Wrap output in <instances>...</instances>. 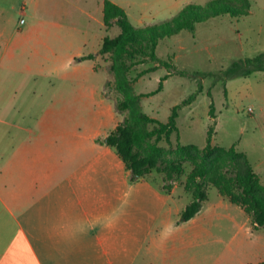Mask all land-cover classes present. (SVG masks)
I'll return each instance as SVG.
<instances>
[{
	"label": "crops",
	"instance_id": "obj_1",
	"mask_svg": "<svg viewBox=\"0 0 264 264\" xmlns=\"http://www.w3.org/2000/svg\"><path fill=\"white\" fill-rule=\"evenodd\" d=\"M83 2L74 4V13L61 7V18L70 15L79 23H96L103 30L96 38L98 46L107 30L105 0H98L93 11L83 7ZM24 4L31 13L24 18V25L32 20L36 28L41 22L39 14ZM48 25L58 27L54 22ZM64 26L61 24V32L66 33L68 41L61 37V49L65 54H54L56 58L48 62L55 67L63 63L67 70L78 59L82 64L84 57L97 55L99 50L86 53L78 39L81 30ZM14 35L20 36L21 42L17 38L15 43L10 42L11 50L24 47L32 33L20 27ZM43 47L52 51L49 43H43ZM96 59L89 60L93 62V72L100 71ZM41 64L13 57L0 59V264L264 261L261 230L255 229L242 207L221 195L212 205H204L208 200L204 202L201 211L188 221L180 220L184 206L180 208L178 204L174 211H166L167 202L178 200V187L170 194L164 191L163 204L156 191L146 192L147 203H140L138 198L124 203L130 193L115 189L112 181L128 180L130 172L113 148L99 143L100 137H106L119 125L115 124L110 100L102 107L103 121L94 126L87 148L83 147L90 156L82 159V143L75 140L68 142V152H64L61 80L73 83L76 78L35 75V65ZM257 174L264 185V178ZM141 181L149 184L145 179ZM140 193L138 190V197ZM157 200L160 203L156 204ZM225 232L232 235L228 241Z\"/></svg>",
	"mask_w": 264,
	"mask_h": 264
},
{
	"label": "rangeland",
	"instance_id": "obj_2",
	"mask_svg": "<svg viewBox=\"0 0 264 264\" xmlns=\"http://www.w3.org/2000/svg\"><path fill=\"white\" fill-rule=\"evenodd\" d=\"M77 1L0 0V59L13 57L24 61H40L42 62L40 66L35 65V75L51 77L61 75V77L76 78L73 83L61 80V146L65 147L64 152H68L70 140L80 141L82 143V159H84L85 156H90V151L85 154L83 147L86 145L87 148V140L94 133V126L100 125L103 121V105L106 102L110 104V100L115 114V124H119L128 116V113H119L115 107L116 101L130 95L155 91L161 79L169 71L160 67L156 71L138 78L142 71L157 65L151 62L140 64L125 74L131 81L129 90L115 91L107 87L108 81L115 83L118 79L115 74L110 72L112 60L109 56H98L99 52L97 53L96 60L100 68V71L97 72H93V62L89 59H84L82 64L78 63V59L75 61V66L67 70L63 68V63H61V67H55L48 62L55 59V55L62 57L65 54V51L61 49V37L66 41L68 38L65 32H61V24L67 28L72 26L81 30L78 39L81 40L82 46L85 45L86 53L100 51L102 47V43L97 46L96 38L103 30L99 29L96 23L93 22L90 25L86 20L79 23L77 19L73 20L70 15H63L61 18V7H66L68 11L74 13L73 6L77 5ZM82 1H84L82 6L89 10L93 11L97 8L98 0ZM87 1L88 4H86ZM110 1L125 9L136 28H144L165 23L175 17L188 4L206 5L213 0ZM233 1L240 2V0ZM247 1L250 5V15L247 17H218L198 24L193 32L182 31L178 35L162 41L157 48V54L163 60H171L176 70L165 81L162 92L152 97L140 98L137 107L151 118L166 123L172 108L195 94L202 82V93H199L189 105L182 107L179 112V132L171 136L172 143L168 144L163 140L159 146L163 148L166 155H173L179 143L183 146L194 145L204 148L208 131L212 127L214 146L230 149L236 145L237 151L244 154L251 166L264 178V73H255L248 78L229 80L226 86L223 83L213 84L214 78L212 77L195 76L196 73L220 74L228 69L235 60L253 58L264 52V0ZM24 3H27L30 9L39 14L41 22L36 28L33 27L32 20L30 22L28 20L27 25L20 23L22 19L31 16ZM26 13L28 16L25 15ZM51 22L57 23L58 27L48 25ZM20 27L27 31L30 29L32 35L26 38L24 47L17 49L14 47L11 50L8 46L10 42L15 43L16 38L18 43L21 42L20 36L14 35V31ZM120 33L121 30L116 25L104 30L105 37L115 38ZM43 43H49L52 51L43 47ZM180 72H183L184 75ZM209 92L212 93V97L209 96ZM212 103H214V119L210 116ZM250 109H252V113L249 112ZM136 127L143 130L152 129L154 125L138 123ZM103 138L105 136L99 138V143ZM184 168L183 176L168 183L172 186L169 191L163 189L164 185H167L164 180L165 176L157 171L136 181H132L130 177L128 180L113 179L112 187L130 193L129 198L124 199V203H129L136 198L140 203H147L149 196L146 192L156 191L161 194L162 204L165 203V192L170 194L173 188L178 187V194L175 193L178 200L167 202L166 211L169 209L174 211L179 207L178 204L180 208L181 206L186 208L193 199L192 195L184 192L186 176L193 169L191 159L188 160ZM143 179L147 180L149 184L143 183L141 181ZM138 190L142 195L140 197L137 196L139 195ZM208 193V201L204 204L206 206L214 204L220 196L217 189L212 186ZM155 203L160 202L157 200ZM164 214L163 216H165ZM180 217V220H184L183 214ZM259 230H261L259 235L264 237V230ZM230 236H232L230 232H225L227 241ZM262 240L264 241V238Z\"/></svg>",
	"mask_w": 264,
	"mask_h": 264
},
{
	"label": "trees",
	"instance_id": "obj_3",
	"mask_svg": "<svg viewBox=\"0 0 264 264\" xmlns=\"http://www.w3.org/2000/svg\"><path fill=\"white\" fill-rule=\"evenodd\" d=\"M103 14L107 29L116 25L121 30L120 35L115 38L106 36L98 53V56L111 58L110 72L118 78L115 83L108 81V88L115 91L129 90L131 81L125 74L144 63L151 62L157 65L142 71L138 78L160 67L166 68L169 73L161 79L155 91L130 95L116 101V110L119 113L127 112L128 116L109 135L100 140V143L117 152L130 172L132 181L145 178L157 171L165 176L167 185H164L163 189L168 191L172 188L168 183L185 174L184 166L191 159L193 169L186 176L184 189L193 199L183 212L186 221L201 211L203 203L208 200V190L212 186L222 197L242 207L251 217L255 229L264 230V185L247 157L237 151L236 145L230 149L214 146L212 142L214 130L211 127L204 148L194 145L183 146L179 143L173 155H166L159 146L163 140L168 144L172 143L171 136L179 132V112L182 107L189 105L199 93H202V82L195 94L172 108L166 123L151 118L137 107L140 98L152 97L162 92L165 81L176 70L171 60H163L157 54V48L162 41L182 31L193 32L198 24L218 17H247L250 15L248 1L213 0L206 5L188 4L165 23L144 28H136L125 9L110 0H105ZM84 59L94 60L96 55H88ZM255 73H264V52L253 58L235 60L220 74L196 73L195 76L212 77L213 84L223 83L226 86L229 80L248 78ZM180 74L184 75L183 72ZM209 96L212 97L211 92ZM210 116L215 118L214 103L211 104ZM138 123L154 125V127L142 130L136 127ZM258 264H264V261Z\"/></svg>",
	"mask_w": 264,
	"mask_h": 264
},
{
	"label": "built area",
	"instance_id": "obj_4",
	"mask_svg": "<svg viewBox=\"0 0 264 264\" xmlns=\"http://www.w3.org/2000/svg\"><path fill=\"white\" fill-rule=\"evenodd\" d=\"M24 23H25V20L22 19V20H21V24H24ZM249 112L252 113V109H250Z\"/></svg>",
	"mask_w": 264,
	"mask_h": 264
},
{
	"label": "water",
	"instance_id": "obj_5",
	"mask_svg": "<svg viewBox=\"0 0 264 264\" xmlns=\"http://www.w3.org/2000/svg\"><path fill=\"white\" fill-rule=\"evenodd\" d=\"M183 221H185V219Z\"/></svg>",
	"mask_w": 264,
	"mask_h": 264
}]
</instances>
